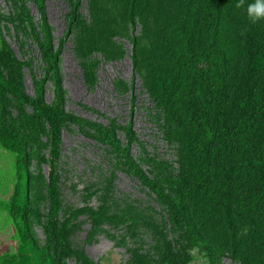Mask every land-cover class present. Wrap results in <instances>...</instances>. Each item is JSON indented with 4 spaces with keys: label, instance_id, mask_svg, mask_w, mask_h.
I'll return each mask as SVG.
<instances>
[{
    "label": "trees",
    "instance_id": "1",
    "mask_svg": "<svg viewBox=\"0 0 264 264\" xmlns=\"http://www.w3.org/2000/svg\"><path fill=\"white\" fill-rule=\"evenodd\" d=\"M0 13L24 54L19 57L0 32V150L11 160L12 185L0 210L17 244L0 253V264H99L77 239L85 217L94 229L130 221L152 240L128 248L127 264H190L193 250L219 264H264V19L253 23L254 0H90L89 14L72 0L66 36L84 61L93 53L118 57L115 38L131 41L133 69L144 80L173 163L143 155L139 161L114 125L68 111L60 71L62 42L54 43L46 0H8ZM36 5L35 19L29 3ZM11 26V29L9 27ZM34 92L25 88V69ZM53 84V99L45 96ZM74 123L126 166L161 206L149 218L115 214L109 188L102 204L63 210L60 162L63 129ZM130 141L136 140L125 126ZM43 164L48 167L45 175ZM47 201L44 211L43 203ZM41 227L44 238H40Z\"/></svg>",
    "mask_w": 264,
    "mask_h": 264
},
{
    "label": "rangeland",
    "instance_id": "2",
    "mask_svg": "<svg viewBox=\"0 0 264 264\" xmlns=\"http://www.w3.org/2000/svg\"><path fill=\"white\" fill-rule=\"evenodd\" d=\"M72 0H46L47 18L51 25L54 43L62 42L60 55V71L62 84L66 94L65 107L68 111L88 120L103 125H114L115 132L123 144H128L130 153L146 170L147 164L139 161V157L147 155L162 161L173 163L175 153L164 134L158 114L153 106L143 77L134 71L131 58V41L124 36L115 38L122 55L105 57L101 53H93L90 74L87 63L77 52L72 35L66 36L68 18ZM90 0H81L80 11L89 14ZM32 14L38 20L40 13L35 4L29 3ZM10 11L8 0H0V13ZM5 23L0 21V32L4 31L11 47L16 54L25 58L32 56L38 71H41L40 54L37 49L25 54L13 31L8 32ZM10 29L11 26L9 25ZM25 88L34 92L32 77L25 69ZM53 84L46 83L45 96L48 101L53 99ZM130 125L136 135V140L130 141L125 126ZM63 142L60 162V188L62 207L64 211L70 208L91 205L95 208L102 204L103 197L109 188V201L113 213H139L143 219H148L152 210H161L154 194L126 166L116 165L115 158L105 146L87 135L79 125L71 123L63 129ZM140 157V158H141ZM46 175L48 167L42 166ZM11 160L0 150V199L7 198L11 189ZM47 209V201L43 203ZM83 220L82 229L77 239L85 242L89 256L99 264H127L128 248L143 242L151 247L152 240L144 232L143 223L137 228L130 221L118 226L104 223L94 229L91 223ZM40 238H44L41 227H37ZM13 229L6 220L3 210H0V253L13 250L16 247ZM70 264H74L70 260ZM190 264H208L197 249L193 250ZM219 264H233L229 256L222 257Z\"/></svg>",
    "mask_w": 264,
    "mask_h": 264
},
{
    "label": "clouds",
    "instance_id": "3",
    "mask_svg": "<svg viewBox=\"0 0 264 264\" xmlns=\"http://www.w3.org/2000/svg\"><path fill=\"white\" fill-rule=\"evenodd\" d=\"M243 4L244 0H239L236 7H242ZM247 14L253 23L264 19V0H254V3L249 4L247 7Z\"/></svg>",
    "mask_w": 264,
    "mask_h": 264
}]
</instances>
